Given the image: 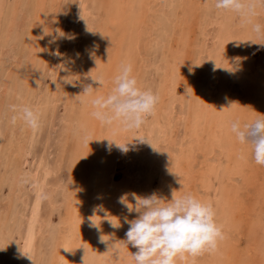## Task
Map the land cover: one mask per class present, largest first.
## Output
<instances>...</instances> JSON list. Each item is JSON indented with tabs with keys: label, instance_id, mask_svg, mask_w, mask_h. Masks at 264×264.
Listing matches in <instances>:
<instances>
[{
	"label": "rangeland",
	"instance_id": "rangeland-1",
	"mask_svg": "<svg viewBox=\"0 0 264 264\" xmlns=\"http://www.w3.org/2000/svg\"><path fill=\"white\" fill-rule=\"evenodd\" d=\"M6 1L7 0H0V5L2 4L4 6L2 8V5L0 6V32L3 31L0 33V58L3 57V59H0V211L2 210L0 212V248L1 243L5 239L9 241H5L7 242L5 245L7 251L5 250L4 253H2L0 249V258H3L2 261L0 260V263L12 264L13 249L25 241L26 234L32 227L28 219L33 213L38 212L41 217L47 219V224L42 230L44 234L40 233L38 235L36 234L37 236L35 235L36 240L34 239V242L38 246V251L34 264H66L67 259L62 257H60L62 260L54 258L53 252L57 237L60 234L61 220L67 215V210L70 205V202L65 198V192L67 190L70 191V189H72L73 195H75V190L79 188L78 194H80V196L82 194L85 195L86 200L79 203L78 210L84 212L88 209V211H85L86 214L84 216L86 221L89 219L90 223L91 219L97 223L100 221L103 223L102 220L104 217L109 219L111 216L118 217L122 222L126 216H128L129 219H133L137 215H134V213L128 214L126 208L122 204L116 203L110 206L116 195V192L110 188L107 190V193H109L105 194L104 199L102 198L104 202L106 199L110 202H105L106 205H100L101 198L98 197V184L100 180L97 177V172L101 170L102 166L100 159L103 154V140L99 141L98 138H102L101 136L103 133L107 134L109 125H103L92 117L91 112L93 108L90 103V98L93 99L95 96L107 95L112 87V82H108V80H113L122 64L130 63L133 66V75L137 78L138 83L142 85V88L151 89L159 97L156 105V114L161 116L163 128L156 125L153 134L154 140L151 142L152 144L150 143L140 148H138V142L144 141H141L137 135H133L132 142L128 140V143L124 142L127 144V149L129 151L120 150L116 155L117 182H124L125 179L129 178L127 175L129 168H127L126 162L128 153L140 159L146 169V174L150 176L151 179L147 192L143 193L138 185V179L141 178L140 171H135L131 178V182L129 181L131 190L130 194L127 193L128 199L131 200L132 193L147 196L156 192L160 196H163L167 192L166 190L168 187L170 186L171 188L172 185L175 187L177 186L176 190H179L181 187L179 183L180 179L183 185V188L179 190L180 193H192L199 199L210 202L213 205L216 213V221L223 229L224 239L219 242L216 251L204 252L202 253V255L205 254L204 257H202L201 254L198 256L186 254L185 260L177 259V257L176 264H179V262L181 264H186L187 262L188 264H263L264 166L257 165L254 160H252L250 147L248 145H241L238 142L230 131L229 123L231 120L238 117L242 121H250L255 119L258 113H264V44H261L264 43V31L260 34H256L253 30V24L258 23L264 25V7L257 6L256 17L253 16L252 22L247 23L235 12L216 9L214 5L215 0H204L205 2H202L201 8L194 7L191 10L192 20L188 21L186 15L183 14L184 7L180 5V3L183 4L182 0H172L173 3H171V0H166V4L159 0H147L150 8L147 7V9H145L148 10V12L145 11L143 25H133L132 17L135 13L134 11L131 15L127 16L128 18L124 17L125 19H122V21L127 24L123 26L124 29L127 28L124 30L127 35H122V24H120V22H112L109 18H107L108 21H105L106 25L102 26V28L100 27L99 29L96 27L90 29V27L84 23L82 11L78 6L79 0H46L45 3L43 2L45 0H40V2L38 0H34L35 2L32 0H18L19 3L15 0ZM49 1L55 4V6L53 3L51 4V7L54 6L53 8L49 6ZM94 1V3L99 4L91 5L93 8L99 9L102 7V3L99 0ZM139 1L140 0H133L131 3H134L135 7H138ZM41 2L43 3L41 4ZM193 2L191 6H195L197 0ZM14 3L16 5L20 4L17 9ZM120 4L119 0H112V5L116 12L118 10L117 5ZM25 5H27L28 8ZM56 5L57 7L59 5L60 8L58 7L56 9ZM9 6L11 8H9ZM70 7L76 8V13L71 12ZM120 7L121 5L119 8ZM169 7L170 9L174 7V9L170 10ZM38 8L39 11L36 12ZM168 9L169 12L171 11V14L168 12ZM199 9L200 11H198ZM56 10L57 13H55ZM115 10L113 9L112 11ZM175 10L178 12L176 13ZM203 10L205 11L203 12ZM179 11L183 12L182 15ZM196 12L200 14H195ZM173 13L175 15L177 14L178 18H176ZM15 14L18 17H16ZM124 14L126 15V11ZM169 15H171V17H169ZM183 15L184 17L182 18ZM172 16H175V21ZM61 19L65 20L62 27V22H60ZM198 19H200V24ZM29 20L31 22H29ZM222 22H224V24ZM100 23L99 21V24ZM29 25H31V28ZM71 25H73V27ZM57 26L61 27L60 32L57 31L59 29ZM29 28L30 30H28ZM197 28L200 29L198 30ZM35 29H38L36 38L38 45L35 44L33 47L29 42H31L30 39L36 32L34 31ZM175 31L177 34H175ZM207 31L210 32L209 37L205 34ZM47 32L50 33L48 34ZM58 33H63V35ZM186 33L188 36H186ZM45 34L49 35V41L53 44L51 49H47V52L44 48L46 46L44 42V40H46L44 39L46 37ZM95 34H97V37H95ZM183 34H185V38ZM216 34L218 39L215 40ZM29 35L31 37H29ZM84 37L86 40H84ZM133 37L135 39L131 42ZM56 39L59 43V55L57 56L53 54L56 53ZM156 39H158V41ZM153 40L156 41L153 42ZM184 42L188 43V45ZM26 43H29L30 46ZM70 44H73V47L79 54L82 53L92 57L93 63L96 66L92 75L102 78L105 82L104 85L98 86L99 82L95 83V81H92L91 76L87 75L88 69L86 66L75 69L72 59L73 54L69 52ZM175 44H178L179 47ZM170 45L172 46L170 47ZM185 45L187 46L185 47ZM17 47H20V49ZM99 47H104L107 54L104 55V51H97ZM18 51H22V54ZM187 51L189 53H187ZM102 52L104 53L101 54ZM21 55H23V58ZM55 57L56 59H54ZM43 59H45V62H43ZM55 60L56 65H54L55 62H53ZM162 62L166 67L162 66ZM203 62L204 66L201 64ZM22 63L25 64L23 65ZM227 66L231 67L233 71H226L224 67ZM213 71H215V75H212ZM170 72L172 75L175 72L178 73V78L176 79L177 83H174L172 89L165 91L164 89L166 88H163V80L169 76L168 74H170ZM65 79L77 81L68 83L65 82ZM212 80H214V91L216 93L211 96H216L215 98L219 100L217 99L214 104V111L211 115L205 112L204 114L202 111V98L204 95H202L201 89L207 88L208 85L212 83ZM10 83L12 84L10 85ZM3 84L7 85V87ZM23 84H25V86ZM56 84H58L57 98H53L54 86ZM87 85H91L95 89L92 95H90L91 97L88 99V103H85L82 98L85 96L83 89ZM72 88L77 90L78 93L70 95ZM68 97L75 103L74 106L76 110L82 111L84 109L83 112L87 113L88 122L91 120L90 117L93 118V122H87L88 124H86L85 127L86 132H88L87 136H91L90 138L87 136L85 138L90 147L87 151L89 152L87 154L89 156V160L87 161L88 164L85 160V163L83 162L85 165H88L86 168L91 176L88 179H83L79 174L76 176L72 174L69 162L70 154L67 153V155L61 159L63 153L66 152V148H63L60 142L61 133L63 131L62 118L66 113V106L71 103ZM220 100H222V102L219 103L218 101ZM12 105H16L17 109L23 105H28L38 110L41 117L40 127L33 130L19 118L16 123L13 124L11 122V117L17 113L12 111ZM218 105H220L219 108ZM174 106L176 108H174ZM238 106L239 108H237ZM178 107L180 109H178ZM170 109L171 113H168ZM178 110H180V112ZM207 114H209L210 117H207ZM173 115L174 122L172 123L169 121ZM174 123L176 125H174ZM95 124L98 130L95 129L97 128ZM88 125H90V127ZM199 127H201V129ZM147 128L148 127H145V130ZM73 129H75V127H73ZM94 130L97 131L95 132ZM140 137L144 136L141 135ZM18 138H20L22 142H26L29 146V151H27L23 160L24 167H26L27 170H34L32 164L34 159L40 156L43 159L45 156L47 157L48 145H52V155L49 162H51V166L56 169L50 179L51 183L54 185L53 194L51 200L48 198L42 202L43 204L40 205L38 211H35V203L38 202V200L35 190L32 189L34 186L31 182L33 181L31 179L32 177H30L31 175L28 174L26 178H23L21 181L22 185L18 187L15 186L13 181L6 175L9 155L11 154L12 147L19 144ZM191 138L194 139L190 140ZM187 141H189V143ZM95 142H98L96 144L98 148L93 146ZM184 144L186 147H184ZM166 145L168 146L167 154L164 158L161 157L157 160L156 157H159L160 153L162 154L158 148L160 147L164 150L163 147ZM129 146L131 147L129 148ZM170 146L172 149L169 148ZM177 153H182L183 155L177 157ZM193 156L194 159L192 158ZM57 162H59L60 166L57 165ZM177 174L179 178H177ZM208 174H210V176ZM180 176H182L183 179L180 178ZM83 180H87V182H83ZM162 180L165 182L164 186H161ZM201 186L203 187L201 188ZM168 194L167 198L171 195L170 193ZM199 195L203 196L201 197ZM23 202L25 205L22 204ZM72 205L74 206V203H72ZM26 206L28 208H26ZM111 208L116 209L112 211ZM90 210L91 213H89ZM106 214L109 216H106ZM33 224L36 228L40 226L37 221ZM72 228V231L69 232L71 235H74L73 231L76 229L74 227ZM110 228L111 227L102 228L103 230L101 229L98 231L97 228L90 226L85 229L82 238L76 234L77 240L75 241L78 247L75 243H71V239L68 237L65 246L71 248V250L76 248L77 251L73 262L77 264H112L113 262L123 264L124 262L127 263L128 258L133 260L130 252L134 253L136 249L134 248L127 254L124 248L126 244L124 241L126 240L125 234L129 228V224L123 222L121 227L116 229L117 231ZM102 235H106L104 238L109 239L106 243L101 242ZM11 247H13V249H11ZM195 258L196 260H194Z\"/></svg>",
	"mask_w": 264,
	"mask_h": 264
},
{
	"label": "bare ground",
	"instance_id": "bare-ground-1",
	"mask_svg": "<svg viewBox=\"0 0 264 264\" xmlns=\"http://www.w3.org/2000/svg\"><path fill=\"white\" fill-rule=\"evenodd\" d=\"M8 1V0H7ZM6 1V2H7ZM16 2L18 1V0H15ZM32 1H34V0H32ZM36 1V0H35ZM34 1V2H35ZM39 2H40V0H38ZM48 1V0H47ZM50 1H52V0H50ZM49 1V2H50ZM53 1H55V0H53ZM102 4H101V8H93V6H91V5H97V4H99V3H94L95 1L93 0H79V2H78V6H79V8H80V10L82 11V15H83V17H84V23L86 24V25H88L89 27H90V29H94V28H99L100 29V27L102 28V26H105L106 25V23H105V21H108L107 20V18H109V19H111V21L112 22H120V24H122V29H121V33H122V35H124L126 32L124 31V30H126V29H124L123 28V26H126L127 24L124 22V21H122V19L124 18V17H127V16H129V15H131L134 11H135V13H134V15H133V17H132V20H133V25H141L143 22H144V20H145V18H144V15H145V11H147L148 12V10H145V9H147V7L148 8H150L149 7V3H148V1L147 0H140L139 1V4L137 5L138 7H135V5H134V3H131L132 1H128V0H119V3H121L120 5H121V7L119 8V6L120 5H117L118 6V10H117V12H116V10H115V8H114V6L112 5V0H106V1H101V0H99ZM159 1H162L164 4H166V0H159ZM168 1V0H167ZM170 1V0H169ZM194 0H182V2H183V4H181L180 3V5H182L183 7H184V13L183 12H180L181 13V15H182V13L184 14V15H186V17L188 18V21L189 20H192L191 18H192V15H191V10L194 8V7H196V8H198V7H200L201 5H202V2L204 3L205 1L204 0H197V3H196V5L195 6H191V4H192V2H193ZM196 1V0H195ZM209 1V0H208ZM214 1V0H213ZM2 2V1H1ZM0 2V3H1ZM31 2V1H30ZM39 2H38V5H39ZM44 3L46 2V0L45 1H43ZM43 2H41V4L43 3ZM57 2V1H56ZM55 2V3H56ZM138 2V1H137ZM151 2V1H150ZM154 2V1H153ZM212 2V1H211ZM5 3V2H4ZM3 3V4H4ZM18 3H19V1H18ZM17 3V4H18ZM53 3V2H52ZM51 2H50V7H51V4H52ZM65 3H67V2H65ZM70 3V2H69ZM171 3H173L172 2V0H171ZM175 3V2H174ZM194 3V2H193ZM15 4V3H14ZM20 4H21V2H20ZM20 4H18V5H20ZM29 4V3H28ZM32 4H34V3H32ZM54 4V3H53ZM154 4V3H153ZM161 4V3H160ZM168 4V3H167ZM2 5V4H1ZM0 5V6H1ZM10 5V4H9ZM18 5H16L15 4V7H16V9H17V7H18ZM35 5H36V3H35ZM37 5V6H38ZM68 5V4H67ZM71 5V4H70ZM151 5V4H150ZM177 5V4H176ZM215 5V4H214ZM25 6H27V5H25ZM37 6H35V7H37ZM44 6V5H43ZM43 6H41V7H43ZM53 6V5H52ZM54 6H55V4H54ZM53 6V7H54ZM161 6H162V4H161ZM2 7H4L3 5L1 6V8ZM32 7V6H31ZM53 7H51V8H53ZM58 7H59V5H58ZM57 7V5H56V9L58 8ZM123 7V8H122ZM158 7V6H157ZM171 7V6H170ZM170 7H169V9H170ZM175 7V6H174ZM174 7L172 8V9H174ZM181 7V6H180ZM6 8V7H5ZM4 8V9H5ZM8 8V7H7ZM9 8H11L10 6H9ZM8 8V9H9ZM14 8V7H13ZM23 8V7H22ZM24 8H26V7H24ZM27 8H28V6H27ZM33 8V7H32ZM55 8H54V10H55ZM60 8V7H59ZM71 8V9H70ZM69 9H70V11L71 12H73V13H76V8H74V7H70ZM109 8V9H108ZM153 8H154V6H153ZM168 8V7H167ZM182 8V7H181ZM195 8V9H196ZM201 8V7H200ZM41 9V8H40ZM44 9V8H43ZM115 10V11H112V10ZM120 9V10H119ZM169 9H168V12H169ZM172 9H170V10H172ZM183 9V8H182ZM123 10H124V13H125V11H126V15L123 13ZM181 10V9H180ZM14 11H15V9H14ZM31 11V10H30ZM29 11V12H30ZM33 11V10H32ZM37 11H39V8H38V10H36V12ZM43 11V10H42ZM149 11H150V9H149ZM154 11V10H153ZM161 11V10H160ZM159 11V12H160ZM176 11V10H175ZM197 11V10H196ZM198 11H200V9L198 10ZM205 10H203V12H204ZM222 11V10H221ZM65 12V11H64ZM80 12V11H79ZM163 12V11H162ZM161 12V13H162ZM171 12V11H170ZM169 12V13H170ZM178 11H176V13H177ZM194 12V11H193ZM192 12V13H193ZM202 12V13H203ZM214 12V11H213ZM1 13V12H0ZM9 13V12H8ZM7 13V14H8ZM11 13V12H10ZM33 13V12H32ZM32 13H30V14H32ZM42 13V12H41ZM55 13H57V10H56V12ZM67 13V12H66ZM201 13V14H202ZM258 13H259V11H258ZM3 14H5V13H3ZM19 14V13H18ZM165 14V13H164ZM168 14V13H167ZM171 14V13H170ZM179 14V13H178ZM195 14H200V13H198V12H196ZM195 14H193V15H195ZM204 14V13H203ZM217 14H219V13H217ZM257 14V13H256ZM53 15H55V14H53ZM67 15V14H66ZM173 15H175L174 13H173ZM184 15L182 16V18L184 17ZM15 16H16V14H15ZM62 16V15H61ZM79 16H80V14H79ZM176 16V18H178L177 16V14L175 15ZM175 16H172V18H173V20L175 19ZM197 16V15H196ZM258 16V15H257ZM9 17V16H8ZM14 17V16H13ZM16 17H18V16H16ZM15 17V18H16ZM37 17V16H36ZM35 17V18H36ZM60 17V16H59ZM59 17H57V18H59ZM65 17V16H64ZM63 17V18H64ZM154 17V16H153ZM162 17V16H161ZM166 17V16H165ZM169 17H171V15H169ZM204 17V16H203ZM256 17V16H255ZM27 18V17H26ZM33 18V17H32ZM75 18V17H74ZM128 18V17H127ZM181 18V17H180ZM264 18V17H263ZM1 19H2V17H1ZM10 19V18H9ZM38 19V18H37ZM56 19V18H55ZM125 19V18H124ZM152 19V18H151ZM203 19V18H202ZM23 20V19H22ZM31 20V19H30ZM29 20V22H31ZM39 20V19H38ZM37 20V21H38ZM47 20V19H46ZM62 20V21H61ZM60 20V22H62L61 23V27L63 26V24H64V19H61ZM71 20H72V18H71ZM185 20H186V18H185ZM199 20V24H200V19H198ZM242 20V19H241ZM256 20H258V19H256ZM11 21H13V20H11ZM74 21H75V19H74ZM79 21V20H78ZM99 21L101 22L100 24H99ZM175 21V20H174ZM196 21V20H195ZM255 21V20H254ZM263 21V20H262ZM25 22V21H24ZM72 22V21H71ZM111 22V23H112ZM155 22H157V21H155ZM173 22V21H172ZM182 22V21H181ZM11 23V22H10ZM140 23V24H139ZM167 23H169V22H167ZM179 23V22H178ZM194 23V22H193ZM203 23V22H202ZM216 23V22H215ZM218 23V22H217ZM221 23V22H220ZM219 23V24H220ZM223 24H224V22H222ZM245 23V22H244ZM3 24V23H2ZM7 24V23H6ZM18 24H19V22H18ZM24 24V23H23ZM31 24V23H30ZM32 24H34V23H32ZM49 24V23H48ZM113 24V23H112ZM170 24H171V22H170ZM173 24H174V22H173ZM175 24H177V23H175ZM181 24V23H180ZM198 24V25H199ZM26 25V24H25ZM38 25H39V28H40V24H39V22H38ZM51 25V24H50ZM143 25V24H142ZM183 25H184V23H183ZM187 25V24H186ZM20 26V25H19ZM19 26H17V27H19ZM30 26V28H31V25H29ZM45 26H46V24H45ZM72 27H73V25H71ZM173 26V25H172ZM175 26V25H174ZM180 26V25H179ZM195 26H196V24H195ZM27 27V26H26ZM32 27H33V25H32ZM58 27V26H57ZM61 27H58L59 29V31L58 32H60L61 31ZM178 27V26H177ZM180 27H183V26H180ZM198 27V26H197ZM30 28L28 29V30H30ZM34 28V27H33ZM47 28V27H46ZM45 28V29H46ZM65 28V27H64ZM136 28V27H135ZM186 28V27H185ZM56 29V28H55ZM55 29H54V31H55ZM73 29V28H72ZM71 29V30H72ZM131 29V28H130ZM187 29V28H186ZM196 29V28H195ZM198 29V28H197ZM200 29V28H199ZM198 29V30H199ZM4 30H6V29H4ZM38 30V29H37ZM37 30L35 29L34 31H36L35 33H34V31H33V33H34V35L32 36V38L30 39V41L31 42H29V43H31L32 44V46L34 47L35 46V44L36 45H38L37 43ZM44 30V29H43ZM197 30V31H198ZM225 30V29H224ZM21 31V30H20ZM22 31H23V29H22ZM21 31V32H22ZM48 31H50V30H48ZM63 31H64V29H63ZM69 31V30H68ZM73 31V30H72ZM75 31V30H74ZM140 31V30H139ZM143 31H144V29H143ZM165 31V30H164ZM186 31V30H185ZM1 32H3V31H1ZM0 32V33H1ZM7 32V31H6ZM27 32V31H26ZM84 32H85V30H84ZM99 32V31H98ZM160 32V31H159ZM158 32V33H159ZM196 32V31H195ZM199 32V31H198ZM29 33V32H28ZM48 33V32H47ZM50 33V32H49ZM48 33V34H49ZM105 33V32H104ZM104 33H102V34H104ZM167 33V32H166ZM255 33V32H254ZM27 34V33H26ZM59 34V33H58ZM70 34V33H69ZM75 34V33H74ZM108 34V33H107ZM134 34V33H133ZM136 34V33H135ZM169 34V33H168ZM175 34H177L176 33V31H175ZM187 34V33H186ZM206 36L207 37H209L210 36V32L209 31H207L206 33ZM217 34H218V32H217ZM217 34H216V37H215V40L216 39H218V36H217ZM257 34V33H256ZM46 35V34H45ZM96 36L95 37H97V34H95ZM109 35V34H108ZM125 35H127V34H125ZM132 35V34H131ZM181 35V34H180ZM184 35V38H185V34H183ZM197 35V34H196ZM202 35V34H201ZM241 35V34H240ZM244 35H246V34H244ZM21 36V35H20ZM59 36V35H58ZM69 36V35H68ZM75 36V35H74ZM73 36V37H74ZM170 36V35H169ZM178 36V35H177ZM186 36H188V34L186 35ZM205 36V35H204ZM29 37H31L30 35H29ZM28 37V38H29ZM140 37V36H139ZM144 37H146V36H144ZM193 37H194V35H193ZM220 37V36H219ZM80 38H81V36H80ZM82 38H83V36H82ZM187 38H189V37H187ZM44 39H46V40H44V42H45V44H46V46L44 47L45 48V51L47 52V49L48 48H52V43H51V41H49V35H46V37L44 38ZM75 39V38H74ZM133 39H135L134 37L132 38V40H131V42L133 41ZM137 39H139V38H137ZM182 39V38H181ZM192 39H194V38H192ZM207 39V38H206ZM221 39V38H220ZM72 40V39H71ZM84 40H86V38L84 37ZM83 40V41H84ZM157 41H158V39H156ZM156 40H153V42H155ZM186 40V39H185ZM189 40V39H188ZM222 40V39H221ZM238 40V39H237ZM6 41V40H5ZM24 41V40H23ZM22 41V42H23ZM69 41V40H68ZM82 41V40H81ZM138 41V40H137ZM162 41V40H161ZM179 41V40H178ZM60 42H61V40H60ZM73 42V41H72ZM77 42V41H76ZM87 42V41H86ZM139 42V41H138ZM160 42V41H159ZM222 42V41H221ZM229 42V41H228ZM29 43H26V44H28L29 46H30V44ZM81 43V42H80ZM162 43H164V42H162ZM173 43V42H172ZM184 43H186V42H184ZM206 43V42H205ZM215 43V42H214ZM68 44H69V42H68ZM76 44V43H75ZM78 44V43H77ZM151 44H153V43H151ZM187 45H188V43H186ZM192 44V43H191ZM230 44V43H229ZM232 44V43H231ZM244 44V43H243ZM42 45H44V44H42ZM97 45V44H96ZM107 45V44H106ZM173 45V44H172ZM172 45H170V47L172 46ZM175 45H177L178 46V44H175ZM187 45H185V47L187 46ZM233 45V44H232ZM28 46V47H29ZM40 46V45H39ZM64 46V45H63ZM89 46H90V44H89ZM108 46H110V45H108ZM130 46H132V45H130ZM152 46V45H151ZM215 46V45H214ZM43 47V46H42ZM91 47V46H90ZM149 47V46H148ZM174 47V46H173ZM179 47V46H178ZM200 47V46H199ZM18 48V47H17ZM36 48V47H35ZM38 48V47H37ZM55 52H58V50H59V43L57 42V39H56V44H55ZM67 48V47H66ZM222 48V47H221ZM225 48H226V45H225ZM18 49H20V47L18 48ZM29 49H30V47H29ZM40 49V48H39ZM42 49V48H41ZM85 49V48H84ZM105 48L103 47H99V49H97V51L99 50V52L100 51H104L105 52V50H104ZM175 49V48H174ZM196 49V48H195ZM1 50H2V48H1ZM11 50V49H10ZM14 50V49H13ZM31 50V49H30ZM54 50V49H53ZM184 50V49H183ZM222 50V49H221ZM16 51V50H15ZM39 51V50H38ZM219 51H220V49H219ZM19 53L21 52V54H22V51H18ZM18 52H17V54H18ZM54 52V51H53ZM69 52L70 53H72L73 54V62H74V66H75V69H80V68H82V67H84V66H86L87 67V69H88V71H87V75L90 73L91 75L93 74V72H94V68L96 67L95 66V64L93 63L94 61L92 60V57H90V56H87V55H85V54H79L76 50H75V48L73 47V44H70V48H69ZM104 52H102L101 54H103ZM4 53V52H3ZM59 53V52H58ZM65 53V52H64ZM173 53V52H172ZM187 53H189L188 51H187ZM219 53V52H218ZM6 54V53H5ZM32 54V53H31ZM99 54V53H98ZM105 54H107L106 52L104 53V55ZM127 54V53H126ZM186 54V53H185ZM228 54V53H227ZM20 55V54H19ZM24 55V54H23ZM23 55H21L22 56V58H23ZM173 55V54H172ZM237 55V54H236ZM17 56V55H16ZM32 56V55H31ZM57 56V55H56ZM64 56V55H63ZM174 56V55H173ZM20 57V56H19ZM40 57V56H39ZM203 57V56H202ZM220 57V56H219ZM2 59H3V57H1ZM0 58V59H1ZM44 58V57H43ZM67 58V57H66ZM146 58V57H145ZM166 58V57H165ZM205 58V57H204ZM231 58V57H230ZM16 59V58H15ZM27 59V58H26ZM32 59V58H31ZM46 59V58H45ZM45 59H43V62H45ZM48 59V58H47ZM54 59H56V57L54 58ZM123 59V58H122ZM143 59V58H142ZM187 59V58H186ZM199 59H201V58H199ZM225 59V58H224ZM223 59V60H224ZM19 60V59H18ZM21 60V59H20ZM23 60H25V59H23ZM50 60V59H49ZM177 60V59H176ZM207 60V59H206ZM205 60V61H206ZM231 60V59H230ZM61 61V60H60ZM59 61V62H60ZM123 61V60H122ZM1 62V61H0ZM53 62H55V64L54 65H56V60L55 61H53ZM70 62V61H69ZM178 62V61H177ZM186 62H187V60H186ZM14 63V62H13ZM163 63V62H162ZM20 64V63H19ZM23 65L25 64V63H22ZM36 64V63H35ZM61 64V63H60ZM106 64V63H105ZM179 64H180V62H179ZM201 64H203V66H204V62L203 63H201ZM30 65V64H29ZM162 65V64H161ZM169 65V64H168ZM218 65V64H217ZM21 66V65H20ZM27 66V65H26ZM40 66H41V63H40ZM59 66H61V65H59ZM58 66V67H59ZM148 66V65H147ZM162 66H164V63H163V65ZM201 66V65H200ZM15 67V66H14ZM13 67V68H14ZM57 67V66H56ZM164 67H166V66H164ZM194 67V66H193ZM215 67V66H214ZM228 67V66H227ZM238 67V66H237ZM10 68V67H9ZM37 68V67H36ZM61 68V67H60ZM157 68V67H156ZM155 68V69H156ZM219 68V67H218ZM239 68V67H238ZM18 69V68H17ZM84 69H86V68H84ZM86 69V70H87ZM162 69V68H161ZM165 69V68H164ZM181 69V68H180ZM8 70V69H7ZM10 70V69H9ZM12 70V69H11ZM32 70V69H31ZM61 70V69H60ZM59 70V71H60ZM147 70V69H146ZM179 70V69H178ZM212 70V69H211ZM58 71V70H57ZM91 71V72H90ZM162 71V70H161ZM186 71V70H185ZM210 71V70H209ZM5 72H6V70H5ZM20 72H22V71H20ZM36 72H39V71H36ZM167 72V71H166ZM12 73V72H11ZM200 73V72H199ZM211 73V72H210ZM222 73V72H221ZM7 74V73H6ZM21 74V73H20ZM36 74V73H35ZM48 74V73H47ZM168 74V73H167ZM180 74V73H179ZM188 74V73H187ZM216 73H215V71H213L212 72V75H215ZM223 74V73H222ZM42 75V74H41ZM169 76H167V78H165L163 81V84H164V87L163 88H166V89H164L165 91H168V90H170V89H172V87H174V83H177V78H178V73H174L173 75H172V73L170 72V74H168ZM180 75H182V74H180ZM209 75V74H208ZM7 76V75H6ZM13 76V75H12ZM36 76V75H35ZM182 76H184V75H182ZM211 76V75H210ZM8 77H9V75H8ZM7 77V78H8ZM32 77V76H31ZM42 77V76H41ZM185 77V76H184ZM212 77V76H211ZM18 78V77H17ZM16 78V79H17ZM88 78V77H87ZM9 79V78H8ZM12 79V78H11ZM39 79V78H38ZM41 79V78H40ZM85 79V78H84ZM3 80V79H2ZM19 80V79H18ZM34 80H35V77H34ZM90 80V79H89ZM57 81V80H56ZM87 81V80H86ZM93 81V80H92ZM138 81V80H137ZM108 82H112V79H109L108 80ZM212 83L211 84H209L208 85V87L207 88H204V89H201V93H202V95H204L203 96V98H202V100H203V106H202V111H203V113L205 112V113H209V114H211L212 115V113H213V111H214V104L216 103V101H217V99L218 98H215L216 96H214V97H212L211 95L212 94H214V93H216L215 91H214V80H212L211 81ZM5 83V82H4ZM19 83V82H18ZM57 83V82H56ZM59 83V82H58ZM96 83V82H95ZM12 83H10V85H11ZM26 84V83H25ZM25 84H23L24 86H25ZM89 84H91V83H89ZM99 84V83H98ZM104 84H105V82H104ZM103 84V85H104ZM109 84V83H108ZM139 84V83H138ZM4 85V84H3ZM32 85H33V83H32ZM32 85H31V87H32ZM39 85V84H38ZM110 85V84H109ZM1 86V85H0ZM4 86H6L7 87V85H4ZM99 86V85H98ZM111 86V85H110ZM139 86L140 87H142V85L141 84H139ZM3 87V86H2ZM55 89H54V94H53V98H57V92H58V84H56L55 86ZM106 87V86H105ZM1 88V87H0ZM177 88V87H176ZM4 89H6V88H4ZM16 89H18V88H16ZM106 89V88H105ZM144 89H146V88H144ZM1 90H3V89H1ZM8 90V89H7ZM14 91V90H13ZM31 91V90H30ZM101 92V91H100ZM5 93V92H4ZM3 93V94H4ZM7 93V92H6ZM19 93V92H18ZM21 93V92H20ZM70 95H72V94H77L78 93V91L77 90H75V89H73L72 88V90L70 91ZM95 93V92H94ZM99 93V92H98ZM30 94H31V92H30ZM42 94V93H41ZM14 95V94H13ZM6 96V95H5ZM42 96V95H41ZM91 96L90 95H87V94H85V96L82 98L83 100H84V102L86 103H88V99L90 98ZM222 97V96H221ZM2 98V97H1ZM39 98V97H38ZM191 98V97H190ZM19 99V98H18ZM68 99L70 100V104H68L67 106H66V113H65V115H64V117L62 118L63 120H62V124H63V131H62V133H61V145H62V147L63 148H66V152L65 153H63V155L61 156V159H63L66 155H67V153L68 154H70L69 155V162H70V171L72 172V174L73 175H81V177L84 179V178H86V179H88V178H90L91 176H90V174L88 173V169L86 168V166H88V165H85L84 163V160L86 161V163H87V161L89 160V156L87 155L89 152H87L88 151V149H90V147L88 146V142H87V140L85 139L86 138V136H87V134H88V132H86V130H85V127H86V124H88V123H90V122H93V118H91L90 117V121L88 122V117H87V113H85V112H83V110L82 111H78V110H76L75 109V103H73L72 102V100H71V98L70 97H68ZM90 99H92V98H90ZM219 100V99H218ZM222 100H224V99H222ZM222 100H220V101H218L219 103L220 102H222ZM226 100V99H225ZM231 100V99H230ZM38 101H39V99H38ZM238 101V100H237ZM37 102V101H36ZM164 102V101H163ZM235 102V101H234ZM239 102V101H238ZM2 103V102H1ZM218 103V104H219ZM240 103V102H239ZM160 105H161V103H160ZM164 105V104H163ZM238 105V104H237ZM236 105V106H237ZM181 106V105H180ZM256 106V105H255ZM220 107V105H218V108ZM174 108H176L175 106H174ZM237 108H239V106L237 107ZM78 109V108H77ZM160 109V108H159ZM178 109H180L179 107H178ZM92 110V109H91ZM177 110V109H176ZM88 111H89V109H88ZM179 112H180V110H178ZM240 111V110H239ZM154 114H152L151 116H149V117H147L146 119H145V122H144V124L139 128V129H125L121 124H119L118 122H116V123H113L112 125H109V128H108V130H107V134H104L103 133V135L101 136L102 138H98V140L100 141V140H103V143H102V145H103V154H102V157H101V159H100V163H101V170L100 171H98L97 172V177L99 178V180H100V182H99V187H98V192H99V198H101L100 199V205L101 204H104V205H106L105 204V202H110L109 200H105V202L102 200V198L104 199V197H105V194H108L107 193V190L110 188V189H112L113 191H115L116 192V195H115V197H114V200H113V203H111V205L110 206H112V205H115L116 203H118V204H121L120 202H119V199H120V197L121 196H123V195H125V194H127V193H129L130 194V183H129V181L131 182V178H132V176H133V173H135V171H140V175H141V178L140 179H138V185L140 186V188H141V190L143 191V193H145V192H147V188H148V186H149V184H150V182H151V179H150V176H148L147 174H146V169H145V167L143 166V164L141 163V161H140V159L139 158H137V156H135V155H132L131 153H128L127 154V159H126V162H127V168H129V172L127 173V175L129 176V178L128 179H125V181L124 182H117V180H116V172H117V161H116V155H117V153L121 150L118 146H117V144H116V142H118V143H124V142H127V140L128 141H131L132 142V136L133 135H137V136H144V137H147V138H149L150 139V141L152 142L153 140H154V137H153V134H154V132H155V128H156V125L157 126H163L162 125V120H161V116L160 115H157L156 114V112H157V108L155 107V110H154ZM162 112V111H161ZM168 113H171V109L170 110H168ZM204 113V114H205ZM231 113V112H230ZM209 114H207V117H210L209 116ZM232 114V113H231ZM238 115V114H237ZM88 116H90V115H88ZM183 116H184V114H183ZM241 116V115H240ZM174 115L173 116H171V120L169 121V122H174ZM239 118V117H238ZM88 119V120H87ZM192 120V119H191ZM231 120V119H230ZM190 121V120H189ZM88 122V123H87ZM176 122V121H175ZM196 122H198V121H196ZM195 122V123H196ZM99 123V122H98ZM98 123H97V125H98ZM171 123V124H172ZM91 125H93V124H91ZM174 125H176L175 123H174ZM57 126V125H56ZM89 127H90V125H88ZM100 126H101V124H100ZM99 126V127H100ZM55 127V126H54ZM73 127H75V129H73ZM89 127H88V129H89ZM93 127V126H92ZM95 127H97L96 126V124H95ZM145 127H148L146 130H145ZM193 127V126H192ZM197 127H198V125H197ZM196 127V128H197ZM56 128V127H55ZM54 128V129H55ZM107 128V127H106ZM163 128V127H162ZM200 129H201V127H199ZM29 129V128H28ZM92 129V128H91ZM95 129H97L98 130V127L97 128H95ZM188 129V128H187ZM195 129V128H194ZM199 129V130H200ZM97 130H94L95 132L97 131ZM198 130V131H199ZM15 131H16V129H15ZM14 131V132H15ZM32 131V130H31ZM92 131V130H91ZM94 131H93V133H94ZM163 131V130H162ZM10 132V131H9ZM16 133V132H15ZM17 133H18V131H17ZM90 133V132H89ZM92 133V132H91ZM98 133V132H97ZM96 133V134H97ZM95 134V133H94ZM193 135V134H192ZM219 135V134H218ZM197 136V135H196ZM15 137V136H14ZM87 137H89V136H87ZM91 137V136H90ZM89 137V138H90ZM94 137V136H93ZM191 137V136H190ZM49 138V137H48ZM88 138V139H89ZM109 138L110 139H112V140H115V141H113L112 143H111V145H109ZM200 138V137H199ZM229 138V137H228ZM7 139V138H6ZM15 139V138H14ZM19 139V144H17V145H14L13 147H12V149H11V154L9 155V162H8V165H7V171H6V175L13 181V183L15 184V186H21L22 184H21V181H22V179L23 178H26V176H28V174H30L31 176L30 177H32L31 179L33 180V181H31L32 183H33V186H34V188H32V189H34L35 190V194H36V196H37V200H38V202H36L35 203V207H36V210L35 211H38V208L40 207V205H42L43 203V201L44 200H46V199H41V197H40V193L41 192H46L47 194H48V198L51 200V198H52V194H53V184L51 183V181H50V179H51V177H52V175L55 173V171H56V169H54L53 168V166H51V162H49V160H50V157H51V155H52V152H51V150H52V145L51 144H49L48 145V150H47V153H48V155H47V157L45 156V158L43 159L41 156L39 157V158H35L34 159V162L32 163L33 164V166H34V170H27L26 169V167H24V157L26 156V153H27V151H29V146L27 145V143L26 142H22V140H20V138H18ZM52 139V138H51ZM92 139V138H91ZM95 139V138H94ZM188 139V138H187ZM194 139V138H193ZM192 138L190 139V140H193ZM203 139V138H202ZM166 140V139H165ZM189 140V141H190ZM95 141H97V140H95ZM189 141H187L188 143H189ZM10 142V141H9ZM102 142V141H101ZM130 142V143H131ZM202 142V141H201ZM11 143V142H10ZM26 143V144H25ZM93 143V142H92ZM98 142H95L94 144H93V146L94 147H97L96 146V144H97ZM128 143V142H127ZM185 143V142H184ZM188 143H187V145H188ZM192 143V142H191ZM198 143V142H197ZM237 143V142H236ZM150 144V142L149 141H147V140H144V142H138V148H140V147H143V146H146V145H149ZM160 144V143H159ZM169 144V143H168ZM202 144H204V143H202ZM238 144V143H237ZM99 145V144H98ZM160 145H162V144H160ZM165 145V144H164ZM183 145V144H182ZM43 146V145H42ZM46 146V145H45ZM92 146V147H93ZM135 146V145H134ZM192 146V145H191ZM196 146V145H195ZM194 146V147H195ZM131 146H129V148H130ZM136 147V146H135ZM158 147V146H157ZM162 147V146H161ZM168 146L166 145V146H164L163 147V149L164 150H162L160 147L158 148V149H160L159 151H161L162 152V154L160 153L159 154V157H156L157 158V160H159V158H164L165 157V155L167 154V152H168V148H167ZM184 147H186L185 146V144H184ZM46 148V147H45ZM98 148V147H97ZM169 148H171V146L169 147ZM174 148V147H173ZM196 148V147H195ZM214 148V147H213ZM96 149V148H95ZM94 149V150H95ZM136 149V148H135ZM172 149V148H171ZM217 149V148H216ZM42 150V149H41ZM65 150V149H64ZM196 150V149H195ZM235 150V149H234ZM53 151H55V150H53ZM129 151V150H128ZM134 151V150H133ZM170 151V150H169ZM221 151V150H220ZM220 151H218V152H220ZM91 152H93V151H91ZM122 152V151H121ZM231 152H233V151H231ZM230 152V153H231ZM44 153V152H43ZM46 153V154H47ZM190 153V152H189ZM195 153V152H194ZM37 154V153H36ZM157 154V153H156ZM155 154V155H156ZM176 154V153H175ZM174 154V155H175ZM221 154V153H220ZM181 155H183L182 153H177V157H180ZM194 155V154H193ZM219 155V154H218ZM198 156V155H197ZM217 156V155H216ZM215 156V157H216ZM118 157H119V155H118ZM121 158V157H120ZM193 159H194V156L192 157ZM198 158V157H197ZM201 158V157H200ZM188 159V158H187ZM53 162V161H52ZM84 162V163H83ZM88 164V163H87ZM92 164V163H91ZM57 165H59L60 166V164H59V162H57ZM91 166V165H90ZM145 166H146V164H145ZM150 167V166H149ZM163 168H164V166H163ZM189 168V167H188ZM196 168V167H195ZM33 169V168H32ZM152 169V168H151ZM153 169H154V166H153ZM190 169V168H189ZM126 170H128V169H126ZM160 170V169H159ZM158 170V171H159ZM156 172V171H155ZM160 172V171H159ZM162 172V171H161ZM188 172V171H187ZM1 175V174H0ZM126 175V176H127ZM209 176H210V174H208ZM127 176V177H128ZM225 176V175H224ZM177 178H179L178 176H177ZM180 178H182L183 179V177L182 176H180ZM3 179V178H2ZM178 180V179H177ZM176 180V181H177ZM83 182H87V180H83ZM117 182V183H116ZM10 183V182H9ZM165 185V182H164V180H162L161 181V186H164ZM198 186V185H197ZM196 186V187H197ZM32 187V186H31ZM66 187V186H65ZM177 187V186H176ZM176 187L174 186V185H172L171 186V188H170V186L168 187V189L165 191L166 193L162 196V197H165V198H167L168 197V193H172V191L173 190H176ZM203 186H201V188H202ZM25 188V187H24ZM63 188V187H62ZM20 189V188H19ZM56 189H57V187H56ZM216 189H217V187H216ZM61 190H63V189H61ZM67 190V189H66ZM204 190H205V188H204ZM207 190V189H206ZM141 191V192H142ZM3 192V191H2ZM23 192V191H22ZM78 192H79V188H78V190H75V192H74V194L75 195H73V190L72 189H70V191L69 190H67L66 192H65V198H66V200L68 201V202H70V205H69V208H68V210H67V215L65 216V217H63V219L61 220L62 221V224H61V227H60V234H59V236L57 237V240H56V245H55V247H54V252H53V256H54V258H59V259H61L60 257H62V258H65V259H67V262H66V264H77V263H74L73 262V259H75V256H76V248H73L72 250H71V248H67V246H65L66 245V241H67V238L68 237H70V239H71V243L73 242V243H75L76 244V241L75 240H77V238H76V234H78L79 236H81V238H82V236H83V233L85 232V229H87L88 227H90L91 226V223L89 222V219H87V221H86V218H85V214H86V212L85 211H88V209L87 210H85L84 212L82 211L81 212V210L79 211L78 210V205H79V203L80 202H84L85 200H86V197H85V195L84 194H82L81 196H80V194H78ZM204 192V191H203ZM202 192V193H203ZM1 193V192H0ZM183 193V192H182ZM201 193V192H200ZM216 193V192H215ZM3 194V193H2ZM19 194V193H18ZM21 194V193H20ZM33 194V193H32ZM199 194V193H198ZM6 195H7V193H6ZM5 195V196H6ZM205 195V194H204ZM17 196V195H16ZM20 196V195H19ZM26 196V195H25ZM35 196V197H36ZM199 196H203V195H199ZM170 197H171V195H170ZM169 197V198H170ZM24 198V197H23ZM47 198V199H48ZM98 198V199H99ZM3 199V198H2ZM15 200V199H14ZM82 200V201H81ZM33 201H34V199H33ZM7 203V202H6ZM5 203V204H6ZM72 203H74V206L72 205ZM22 204H24V202L22 203ZM3 205V204H2ZM9 205V204H8ZM25 205V204H24ZM51 206V205H50ZM120 206V205H119ZM9 207V206H8ZM12 207V206H11ZM49 207V206H48ZM47 207V208H48ZM26 208H28L27 206H26ZM13 209V208H12ZM116 209V208H111V210L112 211H114V210ZM10 210V209H9ZM127 210V209H126ZM2 211V210H1ZM0 211V212H1ZM6 211V210H5ZM12 212V211H11ZM116 212V211H115ZM6 213V212H5ZM89 213H91V210H90V212ZM112 213V212H111ZM7 214V213H6ZM113 214V213H112ZM1 215V214H0ZM134 215H136V213H134ZM12 216H13V214H12ZM128 217V216H127ZM14 219V218H13ZM109 219H113V217H111V218H109ZM129 219V218H128ZM29 223H31V228L28 230V232H27V234H26V237H25V241H23V243H21V245H19L18 247H15L14 249H13V247H11V249H13V252H12V264H34V262H35V257H36V255H37V249H38V246H37V244H35V242H34V239H35V235L37 234H44L43 233V229L46 227V224H47V219L45 218V217H41V215L38 213V212H35V213H33L30 217H29ZM27 220V221H28ZM12 221V220H11ZM38 222L39 224H40V226L39 227H35L34 226V222ZM103 221V223H101L100 224V228L102 229H104V228H109V227H111V225L109 224V222H108V218L107 217H104V219L102 220ZM124 221H122L121 222V224L123 223ZM70 223V224H69ZM69 224V225H68ZM29 225V224H28ZM70 225H72V226H70ZM72 227H74L75 229V231H73V234L74 235H71L70 234V232L72 231ZM102 229V230H103ZM110 229H114V228H110ZM116 230V229H115ZM70 231V232H69ZM117 231V230H116ZM2 232V231H1ZM87 234V233H86ZM85 234V235H86ZM5 235V234H4ZM36 235V236H37ZM84 235V236H85ZM44 237V236H43ZM252 238V237H251ZM36 240V239H35ZM5 241H9V240H7V239H5L2 243H1V251H2V253H4V251L6 250L7 251V248H5V245L7 244V242H5ZM231 241V240H230ZM226 242V241H225ZM14 243H16V242H14ZM227 243V242H226ZM229 243V242H228ZM74 244V245H75ZM261 244V243H260ZM11 245H13V244H11ZM76 246L78 247V245L76 244ZM260 246V245H259ZM69 247H70V243H69ZM230 247V246H229ZM66 248V249H65ZM124 248H125V252L128 254L131 250H133L134 249V247H132L131 245H129V246H127V244H125V246H124ZM11 251V250H10ZM255 251V250H254ZM257 253V252H256ZM263 255H264V252L262 253ZM186 255V254H185ZM185 255H184V258L183 259H181L179 256H178V258L177 259H181V260H185ZM202 255V254H201ZM205 255V254H204ZM204 255H202V257H204ZM262 255V256H263ZM110 257V256H109ZM114 258H115V256H114ZM262 258V257H261ZM205 259V258H204ZM264 258H262V260H263ZM0 260L2 261L3 260V258H0ZM62 260V259H61ZM194 260H196V258L194 259ZM193 260V261H194ZM202 260V259H201ZM10 261V260H9ZM52 261V260H51ZM199 261V260H198ZM229 261H230V259H229ZM54 262V261H53ZM222 262V261H221ZM262 262H264V260L262 261ZM7 263H9V262H7ZM109 263V262H108ZM126 262H124L123 264H125ZM177 263V262H176ZM195 263V262H194ZM1 264V263H0ZM98 264H100V263H98ZM112 264H117L116 262H113ZM126 264H134V262H133V260H131V259H129L128 258V260H127V263ZM179 264H181L180 262H179ZM186 264H188V262L186 263ZM264 264V263H263Z\"/></svg>",
	"mask_w": 264,
	"mask_h": 264
},
{
	"label": "clouds",
	"instance_id": "clouds-1",
	"mask_svg": "<svg viewBox=\"0 0 264 264\" xmlns=\"http://www.w3.org/2000/svg\"><path fill=\"white\" fill-rule=\"evenodd\" d=\"M257 6L264 7V0H215L216 9L235 12L247 23L252 22ZM253 30L260 34L264 31V25L253 24ZM53 54L59 55L58 52ZM224 69L233 71L231 67ZM88 75L93 81L99 82V86L104 84L102 78L90 73ZM75 81L65 79L68 83ZM94 89L87 85L83 93L92 95ZM158 100L159 97L151 89L139 86L137 78L133 75V66L124 63L114 76L109 93L91 99V115L103 125L118 122L125 129H139L145 119L154 114ZM11 108L17 113L11 117L13 124L19 118L33 130L40 127L41 117L38 110L28 105L19 109L12 105ZM229 127L241 145L250 147L252 160L257 165L264 166V113H258L257 117L250 121L234 118ZM137 137L141 141L147 140L151 143L147 137ZM113 141L115 140L109 138V145ZM116 144L122 151L128 150L126 143ZM179 183L180 190L183 188L180 179ZM179 190H173L170 198L162 197L156 192L147 196L132 193L131 200L127 194L120 197L119 202L127 209L128 214H137L133 219H128L127 216L124 218V222L129 224L124 241L127 246L131 245L136 249L134 253L130 252L135 264H176L178 256L183 259L185 254L198 256L204 252L216 251L219 242L224 239L223 229L216 221L213 205L192 193H180ZM40 197L47 199L48 194L41 192ZM111 217L113 219H108L111 227H121L120 219ZM100 224L101 221L97 223L91 219V226L98 231L101 230ZM105 236H101V242L106 243L109 240L105 239Z\"/></svg>",
	"mask_w": 264,
	"mask_h": 264
}]
</instances>
